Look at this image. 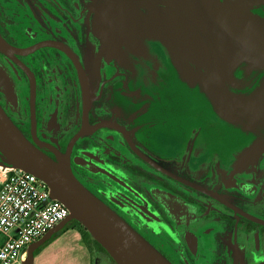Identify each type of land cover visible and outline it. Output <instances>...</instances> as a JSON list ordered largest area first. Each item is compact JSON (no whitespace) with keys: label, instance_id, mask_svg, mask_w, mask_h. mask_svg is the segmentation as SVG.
I'll return each mask as SVG.
<instances>
[{"label":"flooded vegetation","instance_id":"flooded-vegetation-1","mask_svg":"<svg viewBox=\"0 0 264 264\" xmlns=\"http://www.w3.org/2000/svg\"><path fill=\"white\" fill-rule=\"evenodd\" d=\"M110 1L0 0L9 46L0 49L1 107L51 158L65 156L74 176L171 264H264V149L240 167L213 156L201 168L191 139L174 153L162 149L163 136L150 132L155 120L143 114L148 105L130 100L131 70L97 28ZM118 1L159 33L181 76L199 70L195 52L176 54L151 18L185 34L179 19L195 26L208 47L192 11L199 0Z\"/></svg>","mask_w":264,"mask_h":264},{"label":"water","instance_id":"water-1","mask_svg":"<svg viewBox=\"0 0 264 264\" xmlns=\"http://www.w3.org/2000/svg\"><path fill=\"white\" fill-rule=\"evenodd\" d=\"M110 2L98 14V29L114 53L138 72L142 100L153 102L156 118L181 124L196 155L218 157L225 166L240 167L264 149V0L196 1L192 11L209 51L195 26L179 19L185 34L171 20L152 15L176 54L175 48L186 57L192 50L197 55L199 70L185 69L182 76L156 35L138 25L123 2ZM8 47L0 36V49ZM57 157L29 141L0 105V166L35 174L69 210L28 245L20 264H32L34 251L72 220L116 264H171L74 176L65 156Z\"/></svg>","mask_w":264,"mask_h":264},{"label":"built area","instance_id":"built-area-1","mask_svg":"<svg viewBox=\"0 0 264 264\" xmlns=\"http://www.w3.org/2000/svg\"><path fill=\"white\" fill-rule=\"evenodd\" d=\"M67 207L35 174L0 166V264H20L30 243L64 220Z\"/></svg>","mask_w":264,"mask_h":264},{"label":"crops","instance_id":"crops-1","mask_svg":"<svg viewBox=\"0 0 264 264\" xmlns=\"http://www.w3.org/2000/svg\"><path fill=\"white\" fill-rule=\"evenodd\" d=\"M98 17L96 20V25ZM134 21H136L134 19ZM137 22V21H136ZM138 23V22H137ZM138 25L146 28L148 31L150 30L151 33L156 35L157 42H161L164 44V47L167 48L172 62L174 63L175 67V60L172 54L171 49L168 45L160 38L159 33L152 29L149 25ZM98 28V26H97ZM99 30V29H98ZM103 35V34H102ZM106 44V42H105ZM106 47L108 48L109 52L115 55L119 61L127 68L131 70L132 79H131V91H130V100L134 103L135 99L138 101V104H147L148 108L144 111V115L149 118L153 119L156 122V125L150 130L153 137L155 135L160 136L162 135L163 146L162 149L166 150L169 153H174L178 148H180L185 142H187V138H184L182 133V125L178 123L167 124V122L161 121L156 118L155 109L153 102H145L142 100L141 93V79L138 77V72L131 66V64L126 60V58L122 56L116 55L114 50L111 49L107 44ZM178 71V69L176 68ZM179 73V71H178ZM180 74V73H179ZM188 140L190 139L189 135H187ZM158 138L155 140L157 145L161 144V139L157 142ZM194 154V165L201 168L204 164L210 163L211 158L207 157L206 155H200L192 150ZM67 225V224H66ZM65 225V226H66ZM64 226V227H65ZM55 237L53 239H49L46 243H44L39 251L36 253L33 259L32 264H93L92 256L90 250L83 244L81 239V233L75 227L67 226L65 229H61L59 232L55 233ZM68 239V242L65 240ZM6 240V236L0 234V246Z\"/></svg>","mask_w":264,"mask_h":264},{"label":"trees","instance_id":"trees-1","mask_svg":"<svg viewBox=\"0 0 264 264\" xmlns=\"http://www.w3.org/2000/svg\"><path fill=\"white\" fill-rule=\"evenodd\" d=\"M67 226L70 227H75L79 230V232L81 233V239L83 244L91 251V252H96V255H100L101 253H103L104 255L108 256L110 259H112L110 257V255L106 252V250L91 236V234L86 230V228L78 221V220H72L70 221L63 229H65ZM56 234H53L52 237L50 238L53 239V237H55ZM49 240V241H50ZM41 247L37 248L34 251V256L36 255V253L39 251Z\"/></svg>","mask_w":264,"mask_h":264},{"label":"rangeland","instance_id":"rangeland-1","mask_svg":"<svg viewBox=\"0 0 264 264\" xmlns=\"http://www.w3.org/2000/svg\"><path fill=\"white\" fill-rule=\"evenodd\" d=\"M65 241L68 242V239H66ZM25 255H26V253H25V251H23L22 256L20 257V262H22L24 260ZM91 256H92L93 264H98V259L96 257V252H91Z\"/></svg>","mask_w":264,"mask_h":264}]
</instances>
